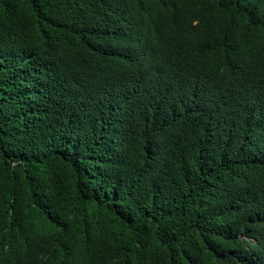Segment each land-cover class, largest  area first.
Returning <instances> with one entry per match:
<instances>
[{
	"label": "trees",
	"instance_id": "trees-1",
	"mask_svg": "<svg viewBox=\"0 0 264 264\" xmlns=\"http://www.w3.org/2000/svg\"><path fill=\"white\" fill-rule=\"evenodd\" d=\"M0 264H264V0H0Z\"/></svg>",
	"mask_w": 264,
	"mask_h": 264
}]
</instances>
